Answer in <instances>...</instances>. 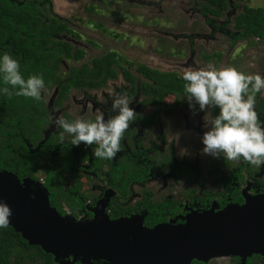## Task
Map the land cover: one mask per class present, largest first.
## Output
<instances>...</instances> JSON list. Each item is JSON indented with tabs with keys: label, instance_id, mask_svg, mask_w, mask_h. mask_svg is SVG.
Listing matches in <instances>:
<instances>
[{
	"label": "flooded vegetation",
	"instance_id": "af4514ba",
	"mask_svg": "<svg viewBox=\"0 0 264 264\" xmlns=\"http://www.w3.org/2000/svg\"><path fill=\"white\" fill-rule=\"evenodd\" d=\"M244 4L235 17L244 9ZM230 5L229 1V6L222 16L203 14L198 7V12L205 17L212 29L208 35L198 32L196 34H198L197 38L202 36V38H213L215 32L219 31L226 37L230 36L234 48H230L228 53L233 55V50L240 41L264 40L252 35L247 37L239 34L234 27V20L231 22V16H227ZM222 18L224 20L221 24H216L215 19ZM231 24L232 30L228 28ZM64 34L60 37L62 38ZM117 34L118 32L115 36ZM72 35H76L74 29ZM195 42L191 40L189 42L188 46L191 49L188 48L189 56L186 62L178 64L181 62L177 60V64L183 65L184 70H172L168 67L171 66L170 62V65L165 66L164 61L168 60L166 57L170 54L168 49L163 52L165 59L156 51L134 52L139 57V62L132 60L133 54H127L128 57H125L122 52L109 50L118 53L122 60H119L114 67L117 75L108 76L103 85L94 88H73L64 97H60L58 85H53L51 88L46 86V90L42 93L44 108L47 109L46 122L39 126L40 138L35 146L23 135L22 138L28 148L29 146L35 150L39 148L37 151H41L42 156L38 159L41 165L46 166V169L50 168L51 162H55L53 169L58 173L61 169L59 180L63 182V185L62 187L58 185L56 180L52 188L53 181L48 180L47 171H45L46 175L39 178L36 175L32 177L24 173L25 176L21 177V181L30 177L34 181L41 182L43 187L48 185L52 189L50 197H53L52 195L56 192L57 196H55L59 205L68 204L62 195L67 192L72 198H76L73 203L75 205L73 213L78 218L92 219L96 210L103 209L111 220L138 215L139 218H143V224L146 227L153 228L164 223L185 224L192 214L201 213L225 214L226 216L222 219L231 221L233 217L229 216L227 210L236 212L243 208L250 210L252 216L253 214L264 216V166L256 167L243 159L238 162L227 161L223 154L214 157L202 151L203 134L211 126L209 121L219 114V108L200 110L199 104L195 101L192 102L194 107H190L184 92L167 93L162 97V105L156 104L153 102L156 89L151 85L156 86L157 82L146 76L139 68L140 65H145L156 71L175 72L179 75L190 69L208 68L209 66L203 67L193 60L194 55L198 53L192 45ZM154 53L156 56H153ZM171 55H176V52H172ZM212 59L216 62L211 61ZM220 59H223L222 52L212 54L204 53L203 50L200 52V61L206 60L205 63L212 67L220 69L233 66L244 72L233 62L227 66H220ZM62 60L61 63L64 64ZM61 63L60 71L69 73L72 66L64 64L65 67H63ZM84 63L73 66L80 67ZM131 75L134 78H131ZM77 90H85L86 93L100 91L102 96L97 102L96 95L91 97V94L86 93L78 99L73 95ZM113 94L127 96L131 101L130 107H133L137 113L136 121L125 132L121 141L122 151L117 153L114 159L94 157L93 150L96 145L92 147L83 143L78 147L72 145V136L52 123L53 118L56 117L64 118L69 122L80 118L94 121L98 115L108 119L115 115L111 111ZM59 99L61 102L57 105ZM256 100V110L260 119L264 121V90L257 93ZM194 120L196 122L200 120L197 126L193 124L196 123ZM25 131L30 132V127H26L23 132ZM62 133L63 140H61ZM63 208L69 210L65 206ZM69 213L71 214L70 210L67 214ZM220 223L222 227V220ZM102 262L106 264L104 261H97L96 264H102ZM73 264L87 263L77 261ZM190 264H264V252H253L247 255L223 253L208 259L194 258Z\"/></svg>",
	"mask_w": 264,
	"mask_h": 264
},
{
	"label": "trees",
	"instance_id": "16d2710c",
	"mask_svg": "<svg viewBox=\"0 0 264 264\" xmlns=\"http://www.w3.org/2000/svg\"><path fill=\"white\" fill-rule=\"evenodd\" d=\"M189 2L199 7L201 13L217 16L224 15L229 6L228 0ZM234 27L240 35L247 37L252 35L264 40V7L244 4V9L234 18ZM64 33L72 34L73 29L67 22L60 20L44 1L0 0V58L8 53L18 60L25 79L33 74H42L45 85L49 88L58 85L60 97H64L73 88L99 87L106 82L108 76L117 75L114 67L122 58L115 51L94 57L91 63L85 62L80 67L72 66L69 73L61 72V59L81 60L85 57L84 49L75 48L72 42L60 37ZM140 66L146 76L157 82L156 86L151 85L156 89L153 94L154 103L162 105V97L167 93L184 92L183 86L186 82L181 78L182 75L175 72L163 73L145 65ZM126 76L129 77L128 74ZM131 78L134 77L131 75ZM3 87L5 85L0 74V89ZM44 107L43 97L37 102L22 96L8 97L0 91V169L12 171L20 179L25 176L24 173L39 178L46 175L47 171L48 180L53 181L52 188L56 180L62 187L63 182L59 180L61 169L59 173L53 169L55 162H51L50 168L46 169L38 159L42 156L41 151H37L39 148L37 150L31 146L28 148L22 138L23 135L34 146L36 145L40 138L39 126L46 122L47 109ZM28 126L30 132H23ZM47 189L51 195L52 189L48 185ZM56 194L55 192L52 195L54 198L50 197L51 205L62 215H66L70 210L71 215L76 217L73 213L76 198L64 192L62 195L68 204L59 205ZM55 257L41 245L30 243L13 226L0 228V264H62Z\"/></svg>",
	"mask_w": 264,
	"mask_h": 264
},
{
	"label": "water",
	"instance_id": "95a60500",
	"mask_svg": "<svg viewBox=\"0 0 264 264\" xmlns=\"http://www.w3.org/2000/svg\"><path fill=\"white\" fill-rule=\"evenodd\" d=\"M0 200L12 209L9 225L62 264L82 260L190 264L194 258L223 253L264 252V216H252L247 208L227 210L231 221L222 219L225 214L201 213L192 214L185 224L164 223L153 228L146 227L138 215L111 220L103 209L96 210L92 219H77L62 215L51 205L48 189L41 182L30 177L21 181L14 172L1 169Z\"/></svg>",
	"mask_w": 264,
	"mask_h": 264
},
{
	"label": "rangeland",
	"instance_id": "374dc122",
	"mask_svg": "<svg viewBox=\"0 0 264 264\" xmlns=\"http://www.w3.org/2000/svg\"><path fill=\"white\" fill-rule=\"evenodd\" d=\"M41 1L47 3L60 20L69 23L74 29L76 35L65 33L62 38L71 41L75 48L85 50V57L81 61L76 62L73 59L63 58L62 61L68 66L90 62L93 57L100 56L109 50L122 52L125 57L133 54L134 59L129 58L139 62V57L134 52L140 50L144 53L156 51L163 58V52L168 49L170 54L166 57L168 60L164 61L165 66L170 65V62L171 66L168 67H171L172 70H184L183 65L178 64L186 62L185 60L189 56L188 48L191 49L188 46L191 40L196 41L192 45L195 51L198 52L194 55L193 60L203 67L204 65H210L205 63L206 60L200 61L202 50L207 54L222 52L223 59L219 60L220 66H227L233 62L239 69L246 73L249 72L248 74L252 72L264 75V41L251 39L249 42L247 40L240 41L233 50L232 55L228 51L230 48H234L233 40L230 36H224V33L216 31L213 38H202V35H200L202 37L197 38V32L208 35L209 32L211 33L212 28L205 17L198 12V7L193 6L189 0ZM228 1L231 5L227 16H231V22H233L235 15L241 10L244 3L254 7H264V0ZM215 20H217L216 24L219 25L224 19ZM228 28L232 30V24ZM116 32L118 34L115 36ZM172 52H176V55L172 56ZM177 52L184 55H178ZM153 56H156V54L154 53ZM177 60L181 63L177 64ZM171 61L174 63L172 64ZM211 61L216 62L214 59ZM64 64L61 63L63 67H65ZM197 64L195 66H198ZM94 92L86 93L85 90H77L74 91L73 95L78 99L84 93L91 94V97L96 95L97 102L102 93L100 91ZM73 104L75 103L73 102ZM77 106L80 108L79 105ZM180 117L182 118L181 115ZM199 121H195L196 123L193 124L197 126ZM82 262L84 263L83 260Z\"/></svg>",
	"mask_w": 264,
	"mask_h": 264
},
{
	"label": "clouds",
	"instance_id": "9594fccd",
	"mask_svg": "<svg viewBox=\"0 0 264 264\" xmlns=\"http://www.w3.org/2000/svg\"><path fill=\"white\" fill-rule=\"evenodd\" d=\"M0 74L5 85L0 91L6 96H22L37 102L42 99L46 90L43 75L33 74L25 79L19 61L8 53L0 58ZM181 78L186 82L184 96L190 107H194L192 102L195 101L200 110L219 108V114L209 121L211 126L203 134V153L214 157L223 154L227 161L243 159L256 167L264 166V121L255 107L256 95L264 89V76L246 74L233 66L220 69L209 66L186 70ZM130 102L127 96L113 94L111 111L115 115L108 119L98 115L94 121L80 118L69 122L56 117L52 123L72 136V145H96L94 157L111 160L122 151L124 134L137 119ZM63 138L62 133L61 140ZM12 215L11 207L0 200V228L9 226Z\"/></svg>",
	"mask_w": 264,
	"mask_h": 264
}]
</instances>
